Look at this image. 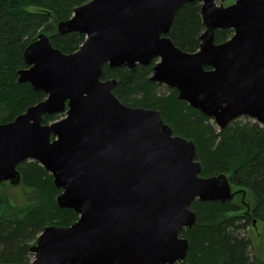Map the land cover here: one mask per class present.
<instances>
[{
  "label": "water",
  "instance_id": "1",
  "mask_svg": "<svg viewBox=\"0 0 264 264\" xmlns=\"http://www.w3.org/2000/svg\"><path fill=\"white\" fill-rule=\"evenodd\" d=\"M192 1L205 31L187 52L168 33ZM218 1L90 0L58 23L61 34L85 35L78 50L64 53L46 33L27 46L18 80L46 98L0 124V187L19 185L18 165L37 161L61 189L59 207L79 215L44 228L31 264H175L190 249L180 232L197 222L192 203L233 200L228 174L201 175L193 140L174 135L159 110L125 105L113 92L117 79H103L106 64L156 60L150 79L219 128L242 116L264 126V0ZM222 29L233 35L216 43ZM47 114L64 116L45 124Z\"/></svg>",
  "mask_w": 264,
  "mask_h": 264
},
{
  "label": "trees",
  "instance_id": "2",
  "mask_svg": "<svg viewBox=\"0 0 264 264\" xmlns=\"http://www.w3.org/2000/svg\"><path fill=\"white\" fill-rule=\"evenodd\" d=\"M89 1L0 0V124L13 121L46 98L43 91L18 80L19 70L28 67L24 60L27 46L46 33L64 53L78 50L85 35L61 34L58 23L70 19L77 7ZM204 31L201 3L192 1L178 10L168 36L182 50L194 52ZM232 35V29L216 30L215 42H225ZM155 64L156 60L133 68L106 64L103 79H117L113 92L125 105L159 110L174 135L195 142L203 165L201 175L228 174L233 186L248 192L251 207L248 213L239 214L242 206L234 200L196 199L191 209L197 213V222L180 232L189 240L190 249L175 264H264V259L253 254L245 233L255 220L264 222V126L236 119L219 128L213 118L180 100L176 89L166 85L162 91L164 85L150 79ZM57 118L47 114L44 123ZM19 170L24 204L11 214H0V263L31 264L30 248L45 227H67L79 219L74 210L59 207L56 199L61 189L42 165L26 161Z\"/></svg>",
  "mask_w": 264,
  "mask_h": 264
},
{
  "label": "rangeland",
  "instance_id": "3",
  "mask_svg": "<svg viewBox=\"0 0 264 264\" xmlns=\"http://www.w3.org/2000/svg\"><path fill=\"white\" fill-rule=\"evenodd\" d=\"M234 1L235 0H222V1H218L217 3L227 6V5L234 3ZM165 89H166V85H164L162 87V91H164ZM63 116H64V114H61V115H59L60 118L51 120L50 122L45 123V124H50L55 120L61 119ZM238 119L245 122V123L256 122L255 119H253L249 116H242ZM52 138L54 139L55 137L53 136ZM26 161L29 162V161H34V160H25L23 162H26ZM22 163H20L18 165L19 169H20V166ZM20 184L22 185V181ZM21 185H15L14 186V185H11L9 182H4V184L1 187V191H0V194H1L0 200L2 201V204H4V207L0 208V214L1 215L11 214L17 206L18 207L23 206L24 199L22 196L23 192H22ZM233 191L236 192V195L233 198L234 202L239 203L242 206V211L239 214L248 213L250 211V208H251L250 204H249V199H248L249 198L248 192H245L242 188L237 187V186H233ZM245 233L251 239L253 254L256 257H258V259H260V260L264 259V222L263 221H256V223H253V225H250L246 229ZM33 260H34V254L31 256V263Z\"/></svg>",
  "mask_w": 264,
  "mask_h": 264
},
{
  "label": "flooded vegetation",
  "instance_id": "4",
  "mask_svg": "<svg viewBox=\"0 0 264 264\" xmlns=\"http://www.w3.org/2000/svg\"><path fill=\"white\" fill-rule=\"evenodd\" d=\"M4 207V204H2V201L0 200V208Z\"/></svg>",
  "mask_w": 264,
  "mask_h": 264
}]
</instances>
